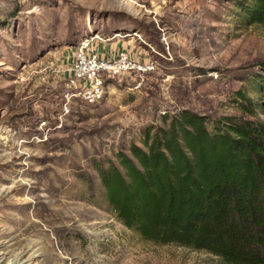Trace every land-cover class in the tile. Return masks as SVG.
<instances>
[{
  "label": "rangeland",
  "instance_id": "1",
  "mask_svg": "<svg viewBox=\"0 0 264 264\" xmlns=\"http://www.w3.org/2000/svg\"><path fill=\"white\" fill-rule=\"evenodd\" d=\"M249 2L0 0V264L36 250L33 264H224L123 226L95 166L116 164L180 111L240 117L238 90L258 103L264 24L247 23ZM95 36L88 55L123 51L152 68L107 81L98 104L73 98L66 112L73 51ZM250 119L264 121V108Z\"/></svg>",
  "mask_w": 264,
  "mask_h": 264
},
{
  "label": "trees",
  "instance_id": "2",
  "mask_svg": "<svg viewBox=\"0 0 264 264\" xmlns=\"http://www.w3.org/2000/svg\"><path fill=\"white\" fill-rule=\"evenodd\" d=\"M264 24V0L240 7ZM264 73V60L256 64ZM255 104L236 91L240 117L211 120L183 110L144 132L142 146L96 165L116 219L147 242L205 251L224 264H264V74L252 78ZM246 116V117H244Z\"/></svg>",
  "mask_w": 264,
  "mask_h": 264
},
{
  "label": "built area",
  "instance_id": "3",
  "mask_svg": "<svg viewBox=\"0 0 264 264\" xmlns=\"http://www.w3.org/2000/svg\"><path fill=\"white\" fill-rule=\"evenodd\" d=\"M94 41L102 40L99 36L84 38L78 42L73 51L74 63L70 70L74 81L73 87L64 95L66 103L63 109L66 112L69 108L68 103L73 98L79 99L86 105L98 104L104 98L107 81L120 78L130 71L144 72L152 68L149 64L131 61L123 51H119L113 57L93 53L88 55L86 51Z\"/></svg>",
  "mask_w": 264,
  "mask_h": 264
},
{
  "label": "bare ground",
  "instance_id": "4",
  "mask_svg": "<svg viewBox=\"0 0 264 264\" xmlns=\"http://www.w3.org/2000/svg\"><path fill=\"white\" fill-rule=\"evenodd\" d=\"M119 36V35H118ZM135 36H138V34H136ZM139 38V37H138ZM140 39V38H139ZM41 255V252H39V250L36 251H32L28 256L26 260L23 261H19L18 259L12 260L11 262H9L8 264H33L35 263L34 261H36V257ZM7 252H0V263L2 261H7Z\"/></svg>",
  "mask_w": 264,
  "mask_h": 264
}]
</instances>
